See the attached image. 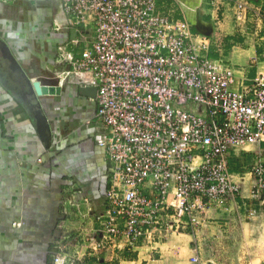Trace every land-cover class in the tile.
<instances>
[{"label":"built area","instance_id":"built-area-1","mask_svg":"<svg viewBox=\"0 0 264 264\" xmlns=\"http://www.w3.org/2000/svg\"><path fill=\"white\" fill-rule=\"evenodd\" d=\"M59 1L68 25L87 30L75 39L76 54H60L69 66L61 78L96 86L97 144L107 163L105 211L86 248L96 258L132 253L173 233L197 238L211 206L264 207V74L237 76L209 55L210 35L165 14L158 0ZM240 152L253 153L242 174L232 166ZM191 250L200 264L198 246ZM65 258L58 253L54 263Z\"/></svg>","mask_w":264,"mask_h":264},{"label":"crops","instance_id":"crops-1","mask_svg":"<svg viewBox=\"0 0 264 264\" xmlns=\"http://www.w3.org/2000/svg\"><path fill=\"white\" fill-rule=\"evenodd\" d=\"M247 1L249 8L240 12L230 0H199L195 15L198 25L210 32L209 55L219 36L235 30L246 34L245 44L228 47L226 60L237 76L252 79L264 74V51L262 57L258 55V45L264 46V18L262 1ZM158 4L165 14L188 20L181 0H158ZM72 29L59 0H0V264H55L51 247L69 234L76 239L79 231L85 237L105 211L107 163L97 144L101 127L94 96L83 90L86 86L61 78L68 63L60 54H76L75 39L87 33L75 29L77 35L72 37ZM3 45L16 66L12 67ZM221 48L217 49L222 53ZM211 57L220 58L219 53ZM18 68L30 78L45 81H53L57 74L60 93L39 97V107L32 106ZM36 109L43 115L40 124ZM238 207L227 202L205 211L209 217L226 213L235 219ZM191 239L187 232L173 233L166 242L140 246L137 257L126 262L191 263L187 248L181 245L189 248ZM160 247L163 258H152ZM115 250L101 255L111 257Z\"/></svg>","mask_w":264,"mask_h":264},{"label":"rangeland","instance_id":"rangeland-1","mask_svg":"<svg viewBox=\"0 0 264 264\" xmlns=\"http://www.w3.org/2000/svg\"><path fill=\"white\" fill-rule=\"evenodd\" d=\"M261 1L260 12L263 15L262 18H264V0ZM236 16L238 17L239 14L236 13ZM261 34L262 32L258 34V37ZM245 38L246 34L244 32L236 30L230 35H221L217 38L216 43L212 44L210 55L213 56L219 53V57L225 61L227 51L230 49L228 47L234 43H244ZM219 46L222 47V53L219 51L220 49H217ZM258 50H260L259 57H262L261 51H264V46L258 45ZM252 157L253 153L240 152L238 157L232 159L233 169L239 174L245 173L249 170ZM244 176L246 177V175ZM249 183V181L243 183L245 188L243 194H248ZM236 205L239 206L238 209H241L239 218L231 219L226 213L220 214V217H212L211 215L209 217V214L206 213L205 223L203 228L199 230L197 238L192 237L190 234L192 239L189 248L185 244H181L187 248L186 258H191V247L196 244L200 264H264V207L254 204L253 207L256 213L250 216L251 213L244 210L245 207L241 202ZM228 206L225 208H228ZM211 212L214 211H210V214H212ZM246 214L249 216L245 217ZM79 233L80 231L76 233L78 235L76 239L75 237L71 238L74 234L66 233L70 236H65L64 242L59 243V245L56 243V246L51 247L50 258L53 260L54 256L61 253V255H66L64 264H134L126 261H133L137 257L139 248L132 253L120 252L116 249L111 257L96 258L97 254L86 248L87 243L84 236L82 237L84 233ZM159 249L158 253H151L152 258H163L161 247ZM189 260L191 261V259ZM188 264L194 263L188 262Z\"/></svg>","mask_w":264,"mask_h":264},{"label":"water","instance_id":"water-1","mask_svg":"<svg viewBox=\"0 0 264 264\" xmlns=\"http://www.w3.org/2000/svg\"><path fill=\"white\" fill-rule=\"evenodd\" d=\"M182 2V7L187 14L188 21L192 24L193 27L197 29L198 32L209 35L210 32L206 30H202L198 26V19H196L195 15V9L199 6V0H193V2H188L187 0H181ZM189 7V8H188ZM71 35L72 37H75L77 35L76 30L72 29L71 30ZM3 44V43H2ZM0 43V45H2ZM5 48L4 54L7 55L8 60L10 61L13 66H16L15 60L12 58V55L10 53V50L6 47V45H3ZM6 57V56H5ZM69 66L67 65V68ZM20 73V77L23 78V85H25L24 92L28 95V101L31 103V105H36V107H39L40 105V99L39 97L46 96V95H57L60 93V77L57 74H53V81H45L42 78H30L26 76V74L18 68L17 70ZM83 90L89 95L96 96V91L97 88L96 86H86L83 87ZM35 103H34V101ZM33 101V102H32ZM35 114L37 115V118L40 121H42V113L40 109H36Z\"/></svg>","mask_w":264,"mask_h":264},{"label":"bare ground","instance_id":"bare-ground-1","mask_svg":"<svg viewBox=\"0 0 264 264\" xmlns=\"http://www.w3.org/2000/svg\"><path fill=\"white\" fill-rule=\"evenodd\" d=\"M188 8H189V7H188ZM198 26H199L202 30H205V26H204V25H203V26H202V25H198ZM248 146L252 147L251 145H248ZM245 187H246V186H245ZM244 189H245V188L243 187V192H244Z\"/></svg>","mask_w":264,"mask_h":264},{"label":"trees","instance_id":"trees-1","mask_svg":"<svg viewBox=\"0 0 264 264\" xmlns=\"http://www.w3.org/2000/svg\"><path fill=\"white\" fill-rule=\"evenodd\" d=\"M192 30H193L194 32H198L197 29H196L195 27H193V26H192ZM234 158H235V157H234ZM232 159H233V158H232Z\"/></svg>","mask_w":264,"mask_h":264}]
</instances>
